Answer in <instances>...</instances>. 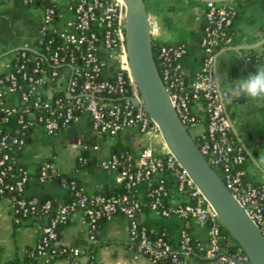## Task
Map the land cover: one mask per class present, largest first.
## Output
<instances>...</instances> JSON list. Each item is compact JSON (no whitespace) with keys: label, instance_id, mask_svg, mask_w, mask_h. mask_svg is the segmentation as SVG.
Here are the masks:
<instances>
[{"label":"built area","instance_id":"obj_1","mask_svg":"<svg viewBox=\"0 0 264 264\" xmlns=\"http://www.w3.org/2000/svg\"><path fill=\"white\" fill-rule=\"evenodd\" d=\"M35 2L22 0L27 7ZM66 10L72 15L73 30L56 26L60 12L55 8H42L38 47L21 49L14 57L12 70L0 73V200L9 195L16 197L12 198V208L17 222L29 216L47 219L30 258L39 264L59 260L96 264L89 250L99 242L100 221L122 215L128 221V243L136 248V256L149 264H250L241 250L233 253L230 244L223 246L227 241L225 229L215 209L169 152L159 126L143 108L129 67L124 2L70 0ZM237 16V10L224 3H205L201 68L190 84H185L182 65L188 52L186 44L159 45L155 61L180 120L189 132L205 123L204 131L193 136L197 147L264 236V180L247 178L244 149L232 134L213 77L216 52L235 41L233 24ZM10 98L17 104H9ZM133 98L139 100L138 106ZM81 113L89 116L92 129L100 137L117 139L135 127L150 138V144L134 163H130L129 156V163L123 165L117 155L102 163L103 170L118 173L125 190L122 194H89L77 182L61 179L71 199L57 205L51 201L40 205L25 194L28 173L24 169L14 172L16 154L26 146L28 131L41 128L55 135L73 124ZM154 139L163 141L162 152L152 144ZM51 169L49 164L40 168L41 182L52 175ZM165 172L174 180L176 197L162 179ZM143 192L150 199L151 214L157 218L174 216L189 222L190 227L195 224L204 231L206 242L188 227L179 231L177 239H171L165 231L144 226L138 218ZM77 212L84 215L89 227L87 248L59 243L60 227Z\"/></svg>","mask_w":264,"mask_h":264},{"label":"crops","instance_id":"obj_2","mask_svg":"<svg viewBox=\"0 0 264 264\" xmlns=\"http://www.w3.org/2000/svg\"><path fill=\"white\" fill-rule=\"evenodd\" d=\"M145 1L153 42L159 45L186 44L188 52L182 65L188 80H193L201 68L200 41L205 2ZM215 1L235 8L238 16L233 24L235 41L232 46L216 52L213 77L232 120V134L244 149L246 161L243 168L247 178L260 182L264 180V101H251L243 96L229 99L227 95L232 82L254 74L257 67H264V0ZM36 10L25 6L22 0H0V73L12 70L14 57L21 49L28 47L34 50L38 47L42 13L38 14ZM55 24L61 29L74 28L72 15L66 9H61ZM247 58L252 60L248 61ZM8 103L17 104L13 98ZM204 129L205 123L202 122L194 126L190 133L196 136ZM152 141L155 147L160 145L158 139ZM118 142L138 155L150 144V138L135 127L125 130L117 139L100 137L92 129L86 113L79 114L73 124L63 127L55 135H48L41 128L33 129L26 146L18 154L29 176L26 196L36 199L50 196L65 202L68 191L54 174L60 177L73 175L89 194L118 188V173L102 168V163L112 155L113 147ZM78 160L83 162L80 168L77 167ZM44 164L51 165L52 175L41 182L39 171ZM151 215L140 212V222L148 228L167 232L171 239H177L184 227L190 228L193 235L198 237L195 233L198 226L195 224L190 227L189 222L174 216L160 218L159 221L151 219ZM16 219L12 198L0 200V264H39L28 260L26 254L29 248L37 245L47 219L21 218L19 222ZM174 219L181 221V225L172 223ZM98 237L96 264H149L136 256L134 250L127 248L128 221L124 216L118 215L106 221L99 229ZM59 243L79 248L90 246L89 227L82 213H75L64 225ZM53 264L69 263L59 260Z\"/></svg>","mask_w":264,"mask_h":264},{"label":"water","instance_id":"obj_3","mask_svg":"<svg viewBox=\"0 0 264 264\" xmlns=\"http://www.w3.org/2000/svg\"><path fill=\"white\" fill-rule=\"evenodd\" d=\"M122 1L126 6L127 14L125 37L129 67L143 108L159 126L162 139L169 152L187 170L203 196L215 209L225 231L236 243L238 248L231 249V252L234 253L239 249L248 257L250 264H264V236L227 189L218 173L209 165L171 104L154 58L146 1ZM186 1L206 3L211 0ZM185 84H188V78ZM219 93L224 105L220 89ZM227 97L229 98V94ZM132 102L135 106L140 104L137 98H133ZM225 110L228 115L226 107ZM228 117L233 131L232 120L229 115ZM228 244V241L223 242V246H228Z\"/></svg>","mask_w":264,"mask_h":264},{"label":"trees","instance_id":"obj_4","mask_svg":"<svg viewBox=\"0 0 264 264\" xmlns=\"http://www.w3.org/2000/svg\"><path fill=\"white\" fill-rule=\"evenodd\" d=\"M35 1H36L35 2V5L34 6H31V7H34V8H49V7H53V8H55L57 10L58 13L61 11V8L55 3L54 0H35ZM158 47H159V44L156 43V42H153V53H154L155 60H156V55H157V49H158ZM191 81L188 80L189 84H190ZM31 132L32 131H28L27 137H29V135H30ZM18 154H19V152L16 154V157L18 159V163L15 165L14 172H18L19 169H23L22 164L20 163ZM112 155H117L123 165H126V164L129 163V161L127 160L129 156L132 157V160H131L130 163H134V159H135V157H137V155L135 154V152L130 147L125 146V145H122L119 142L113 147ZM82 163H83L82 161L78 160L77 161V167L78 168L82 167ZM57 179L60 180V182H61V179H64L66 181H72L73 180V181L77 182L80 185V183L77 181V179L73 175H66V176H63L62 175V177H57ZM162 179L167 183V186L170 187V189L172 190V194L174 195V197H176L177 196L176 195L177 194V190H176V188L174 186L175 183H174L173 178L169 175L168 172H165L162 175ZM61 184H62V182H61ZM67 191H68L69 196L67 197V199L65 200V202H61L58 199L53 198V197H50V196H44V197H42L40 199L39 198L36 199L34 197H29V198H33V199L37 200V202L40 205L43 204V203H45L46 201H51L53 203V205H57L59 203H66V202H68L71 199L70 191L69 190H67ZM124 191H125L124 190V187L122 185H120L116 189H109L107 191L101 190V191H99V192H97L95 194L119 195V194H122ZM142 194L143 195H142V199H141V202H142V210H141V212H144L145 214H151V211H150V208H149L150 199L147 197V195H146L145 192H143ZM7 197L16 198V197H14L12 195L11 196L9 195ZM21 218L23 220H25V219H29V218H41V217H37V216L36 217H31V216H29V217H26V218H24V217H21ZM138 218H139V215H138ZM105 222H106V220L100 221V223L98 225L99 226V229L103 226V224ZM63 227H64V225L61 226L60 229H59V239L61 237V230L63 229ZM224 236L226 237L228 243L233 248H238L237 245H236V243L233 241V239L230 237V235L225 230H224ZM97 239H99L98 235H97ZM98 244L99 243L91 246V248L89 250V255H91L92 257H95L96 256V252H97V249L99 247ZM133 247H134V245H132V244H128V246H127V248H129L130 250H135L136 248H133ZM34 249H35V247L34 248H29L28 251H27V254H26L27 259L30 260V261H32V262H34V261L30 258L29 254Z\"/></svg>","mask_w":264,"mask_h":264},{"label":"clouds","instance_id":"obj_5","mask_svg":"<svg viewBox=\"0 0 264 264\" xmlns=\"http://www.w3.org/2000/svg\"><path fill=\"white\" fill-rule=\"evenodd\" d=\"M232 83L229 98L243 96L251 101H264V67H257L254 74Z\"/></svg>","mask_w":264,"mask_h":264},{"label":"rangeland","instance_id":"obj_6","mask_svg":"<svg viewBox=\"0 0 264 264\" xmlns=\"http://www.w3.org/2000/svg\"><path fill=\"white\" fill-rule=\"evenodd\" d=\"M56 3H57V5L62 9V11H64L65 9H66V7L68 6V4H69V1L70 0H54ZM32 8H34V7H32ZM37 10V13L39 14V13H42V8H36ZM158 143H156V145H157ZM160 145L158 146V148H159V151H163L164 150V148L162 147V145L164 146V143H163V141H160V143H159ZM151 219H155V220H161L160 218H157L156 216H154L153 214L151 215ZM172 223H174V224H176V226H180L181 225V221H179L178 219H174V220H172ZM195 233H197V236L203 241V243H205L206 242V235H205V233H204V231L203 230H201V229H199L198 227H197V229L195 230Z\"/></svg>","mask_w":264,"mask_h":264}]
</instances>
